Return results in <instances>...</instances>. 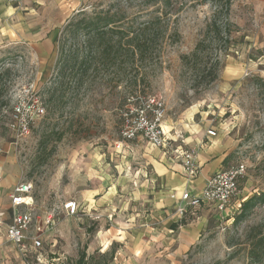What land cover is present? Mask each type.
I'll return each mask as SVG.
<instances>
[{"label": "rangeland", "instance_id": "1", "mask_svg": "<svg viewBox=\"0 0 264 264\" xmlns=\"http://www.w3.org/2000/svg\"><path fill=\"white\" fill-rule=\"evenodd\" d=\"M153 1L16 0L1 9L0 71L11 73L0 81L1 102L6 105L0 114V150L16 166L12 188L32 184L35 205L41 209L37 216L53 213L59 222L43 250L29 256L33 264H76L82 253L87 255L86 264H264V252L257 249L264 238V204L238 220L243 203L264 193V9L257 0H173L167 8L163 0L156 6ZM158 9L168 14L155 33L151 57L137 66L125 62L118 78L113 76L115 70L97 72L94 66L84 85L67 86L63 102L51 98L59 85L60 45L66 56L88 46L83 35L69 42L62 34L73 14L119 12L125 14V25L136 19L137 28ZM199 42H203L200 67L208 73L216 63L221 65L212 85L209 78L196 80L182 62ZM136 67L144 78L133 89ZM229 68L236 73H228ZM31 89L43 102L45 115L36 120L28 136L17 139L9 128L10 116L17 99ZM136 95L163 101L166 125L195 122L213 129L214 139L224 148V168L237 163L247 166L231 208L208 216L189 251H179L176 231L167 232L169 221L181 220L174 208L172 220H159L151 195L147 203L131 202L128 195L141 188V183L124 177L142 168V154L130 157L125 152L121 144L128 142L120 131L122 112ZM133 144L143 153L147 147L155 148L146 141ZM96 170L116 174L114 183L95 177ZM96 185L101 186V195L93 199L87 192ZM113 187L117 190L111 193ZM106 195L114 198L94 204ZM74 199L79 213L66 217L64 206ZM89 204L96 206L89 208ZM107 252L111 255L104 258ZM252 253H258L260 260ZM41 255L43 263L37 260ZM13 264L21 263L13 259Z\"/></svg>", "mask_w": 264, "mask_h": 264}, {"label": "crops", "instance_id": "2", "mask_svg": "<svg viewBox=\"0 0 264 264\" xmlns=\"http://www.w3.org/2000/svg\"><path fill=\"white\" fill-rule=\"evenodd\" d=\"M14 1L16 0H0V23H2L4 18L2 16L3 7L6 10V7H11L10 5ZM256 4L259 5L258 7L261 8V10L264 9V0H257ZM52 41H54V39ZM163 128L168 141V147L166 148L147 147V149H145L146 151H144L145 153H143L139 148L135 149V145H132L133 141L131 143L128 142L121 144V146L125 147V152H127L130 157H135L137 154H140V152L142 154V157H140L142 168H138L136 171L128 173L124 177L125 180H130L135 184L136 182L141 183L140 189L135 191L132 190L131 193H128L129 197H131V202L135 203L136 200H142L143 203H147L151 199V195L152 202L150 204L153 207L154 216L159 220H169L172 217L171 214L173 208L175 210L177 203L185 191L189 190L193 194L201 193L205 188L207 181L215 173L221 169H225L224 164L226 156L222 143L207 135V131L210 129H204L203 126L195 124V122L182 127L179 123H172V125L169 126L166 125L165 122ZM177 133H182L183 138H178ZM142 141L144 140H138V142ZM142 147L143 145L141 148ZM191 151H196L199 166V172L192 180L185 175L180 159L181 153ZM96 162L99 164L100 161L98 160ZM110 162L112 161L110 160ZM11 164H13V162H7L6 159H4V156H0V218H2V222H0V264H13V259L18 263L25 264L21 253L13 244L9 243L7 236V224L11 222L13 215L11 195L15 186L12 188V184L13 179L16 180L17 174L16 166ZM115 169L119 172L118 166H115ZM100 170L102 169L100 168ZM95 177L103 181L111 182L112 184L114 183L116 174L109 173V175H105L99 173V170H96ZM137 179H139V181H137ZM115 190H117V188L113 187L111 193L115 192ZM87 193L93 194V199H95L96 196L101 195V186H99V188L98 186L94 187L93 190H90ZM84 196V198H86L87 195ZM138 196L140 198H137ZM79 197H81V194ZM133 197H136L137 199ZM107 198L108 195L103 197L99 202L93 203L99 206L103 200L110 201L114 196L111 195L109 197L110 199ZM73 202L77 203L80 210V205L78 204L77 199H74ZM93 206L95 207L96 205ZM93 206L92 204L88 205L89 208H92ZM36 210L38 215V211L41 210L38 205L36 206ZM46 213L47 212H43V216L46 215ZM213 213L216 214V211L210 205H203L199 209L189 210V215L187 214L186 218L191 220L187 219L182 221L181 219L179 221H169L172 223L168 222L169 226L167 227V232H177L176 242L179 251H189L201 236L206 220L209 218L208 216H211ZM65 216L74 217L69 216L67 212H65ZM56 221V226H58L59 222L58 220ZM53 230L49 231L43 237V246L45 240L51 237ZM27 248L29 256H31L32 253L36 254L35 251L32 250L31 244H27ZM37 260L40 263H43L44 255L38 257Z\"/></svg>", "mask_w": 264, "mask_h": 264}, {"label": "built area", "instance_id": "3", "mask_svg": "<svg viewBox=\"0 0 264 264\" xmlns=\"http://www.w3.org/2000/svg\"><path fill=\"white\" fill-rule=\"evenodd\" d=\"M33 88V87H32ZM129 104L122 112L121 137L125 142L142 139L155 148L168 147L164 131L166 108L163 101L156 97L136 95L128 99ZM45 115V107L37 94L33 95V89L26 95L20 96L14 104L9 125L17 139L30 134L37 119ZM207 135L215 138L217 133L210 129ZM178 138H183L182 133H177ZM0 156L3 151L0 150ZM185 175L192 180L198 172L199 166L196 151L180 154ZM247 174V166L244 163L229 165L215 173L208 181L205 188L199 194L185 191L176 205V216L183 219L189 210L199 209L203 205H210L218 214L226 213L240 192V181ZM33 186L30 183L18 184L11 195L12 220L7 224V236L9 243L13 244L21 253L25 264L30 262L27 244H31L35 253L43 249V237L56 226L53 213L37 216ZM69 205L71 207H69ZM69 216L79 213L76 202H68L64 206ZM2 222V218H0Z\"/></svg>", "mask_w": 264, "mask_h": 264}, {"label": "trees", "instance_id": "4", "mask_svg": "<svg viewBox=\"0 0 264 264\" xmlns=\"http://www.w3.org/2000/svg\"><path fill=\"white\" fill-rule=\"evenodd\" d=\"M144 1L145 3H149L152 0ZM154 1L155 3L152 6H156L159 2L158 0ZM172 1L173 0H163L162 4L166 8L171 7ZM148 14L153 15V17L137 28L135 26V24H137L136 19L129 20L128 24L125 25V14L119 12H94L91 15H87L84 12H81L78 15L77 13L74 14L64 25V29L62 28V34L64 38H68L67 41L69 42L77 41L79 37L83 35L88 40V46L84 45V51H78L73 54L70 52V55L66 56L64 46L60 45L59 52L61 54V68L59 70L60 76L58 78L59 85L56 89H53L51 98L57 99L58 102H63L69 91L67 86L75 84L76 88H79L84 85L85 78L90 74L94 66L93 69L97 72H110L111 70L114 72L115 70V73H113V76H115L119 69L122 70V66L125 62L137 66V63L145 61L147 57H151V48L154 46L155 33L161 28V21L167 17L168 11L165 9V11L162 10L160 13L158 9L157 11H152ZM59 39L57 40V43L60 42ZM203 42L198 43L191 56H183L182 62L184 68H188L187 71H191L196 80L201 77L209 78L208 84L212 85L218 80V73L221 65L220 63H216L214 70L208 73L205 69L206 67H200L203 64V61H201ZM79 52H81L83 56L81 60ZM133 72V89H137L144 77L143 75H139L140 72L137 67L136 71L134 70ZM10 73L11 70L9 69L5 70L3 73L0 71V81L5 76L10 75ZM205 73L206 76H203ZM115 78H118V76L116 75ZM66 79L73 81L71 84L65 83ZM193 88L197 89L198 87ZM111 89L116 90V88L113 87ZM1 94L2 92L0 91V114L6 106L5 103L1 102ZM261 204H264V193L255 195L243 203L242 215L238 217V220L244 218L245 213ZM257 246V249H262L261 251L264 252V238L260 239ZM110 255L111 253L107 252L103 254V257L108 258ZM252 255L260 260V258L257 257L258 253H252ZM86 259V253H82L76 264H86Z\"/></svg>", "mask_w": 264, "mask_h": 264}, {"label": "bare ground", "instance_id": "5", "mask_svg": "<svg viewBox=\"0 0 264 264\" xmlns=\"http://www.w3.org/2000/svg\"><path fill=\"white\" fill-rule=\"evenodd\" d=\"M231 68L227 69L228 73H236V70H230Z\"/></svg>", "mask_w": 264, "mask_h": 264}, {"label": "snow or ice", "instance_id": "6", "mask_svg": "<svg viewBox=\"0 0 264 264\" xmlns=\"http://www.w3.org/2000/svg\"><path fill=\"white\" fill-rule=\"evenodd\" d=\"M69 207H71V206L69 205Z\"/></svg>", "mask_w": 264, "mask_h": 264}]
</instances>
